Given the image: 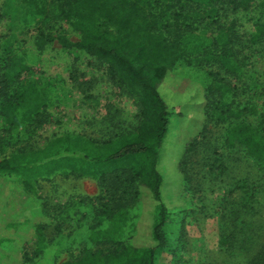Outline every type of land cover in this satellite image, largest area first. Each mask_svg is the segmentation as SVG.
<instances>
[{
  "label": "rangeland",
  "instance_id": "rangeland-1",
  "mask_svg": "<svg viewBox=\"0 0 264 264\" xmlns=\"http://www.w3.org/2000/svg\"><path fill=\"white\" fill-rule=\"evenodd\" d=\"M28 1L0 0V87L8 52L25 53L35 78L51 87L50 116L42 125L23 122L15 127L6 126L0 117V160L39 149L66 134L83 137L73 142L71 153L60 155V161L75 173L56 171L31 184L19 174L0 172V264H61L85 249L113 246L90 239L92 231L109 225L97 198L105 190L115 192L127 184L110 172L100 180L76 172L105 173L112 164L122 167L125 156L104 162L99 156H108L123 142L109 138L139 125L140 109L133 95L108 80L94 57L78 48L66 50L56 39L64 33L77 42L79 32L63 20L40 22L34 3ZM222 16L244 39L235 45L237 56L227 60L235 73L226 72L219 63L180 62L161 86L170 121L159 170L170 218L164 224L167 244L156 251L155 264H250L264 245L263 167L244 146L226 143L227 130L235 124H250L264 133V41L245 44L246 36L264 25V0H255L248 10L227 7ZM41 42L43 48L38 46ZM222 98L234 108L255 111L226 122L203 121L204 112L209 113ZM203 127V137L184 158L186 146ZM51 169L50 162L35 168L32 175ZM243 179L249 186L241 189ZM134 189L119 192L132 201ZM142 194L136 225L123 237L126 242L154 245L155 201L147 189ZM232 209H238L235 215ZM243 227L254 240L241 242L244 248L228 246L224 237Z\"/></svg>",
  "mask_w": 264,
  "mask_h": 264
},
{
  "label": "trees",
  "instance_id": "trees-1",
  "mask_svg": "<svg viewBox=\"0 0 264 264\" xmlns=\"http://www.w3.org/2000/svg\"><path fill=\"white\" fill-rule=\"evenodd\" d=\"M28 2L34 3L40 22L45 23L48 18L63 20L79 32L80 39L77 42L71 41L64 33L57 35L56 39L66 50L78 48L94 57L108 80L133 95L140 109L139 125L109 138V141L123 142L108 156H99L103 162L125 156L122 167L112 164L113 168L105 173H99L98 169H92L86 175V172H76L99 180L110 172L119 182L127 184L115 192L105 190L97 198L104 205L103 217H108L109 225L92 231L90 239L95 243L103 240L113 246L107 250L85 249L61 264H155L156 251L167 244L164 224L170 218L169 209L162 198L163 177L159 170V154L170 121L168 102L161 86L169 72L180 62L201 65L204 62L208 65L219 63L226 72L235 73L228 66L227 60L237 56L235 45L244 39L235 30L234 24H227L222 20V11L230 6L234 10H248L255 0ZM257 26L253 33L246 36L245 44L248 42L253 46L264 41V25ZM48 39L54 40V37ZM38 46L43 48V42ZM25 56V53L10 51L4 65L1 81L3 85L0 87V117L6 126L15 127L23 122L42 125L50 116L47 114V107L52 97L51 87L49 83L35 78L33 67ZM248 110L255 111L253 107L234 108L232 102L222 98L209 113L204 112L207 118L204 116L203 121L226 122L233 117L242 116ZM204 132L203 127L188 143L184 158L195 147L199 138L203 137ZM81 137L83 136L66 134L49 140L39 149L14 153L9 158L0 160V172L19 174L31 184L35 178L49 176L56 171L70 170L75 173V170L68 168V164L60 161V155L71 153L73 142ZM226 143L244 146L248 155L264 171V133L259 129L245 123L232 125L227 130ZM50 162V171L32 175L35 168L42 169ZM184 162L186 161L182 158V169L186 165ZM246 182L247 179H243L241 189L249 186ZM130 187L135 188L134 198L126 201V195L119 190L126 191ZM143 188L149 191L155 201L152 226L155 244L146 246L126 242L123 237L136 225V218L139 217L136 209H141ZM230 193L233 195L234 190ZM248 193L249 189L245 190V194ZM237 210L232 209L231 213L235 215ZM105 220L106 218H100V222ZM244 229L247 227L224 237L226 244L244 248L241 242L245 244L253 241L252 235ZM250 264H264V245L253 256Z\"/></svg>",
  "mask_w": 264,
  "mask_h": 264
}]
</instances>
